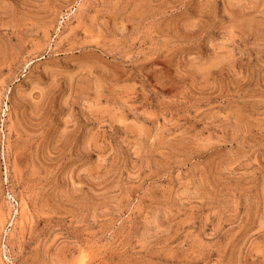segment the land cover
<instances>
[{
	"label": "rangeland",
	"instance_id": "obj_1",
	"mask_svg": "<svg viewBox=\"0 0 264 264\" xmlns=\"http://www.w3.org/2000/svg\"><path fill=\"white\" fill-rule=\"evenodd\" d=\"M0 264H264V0H0Z\"/></svg>",
	"mask_w": 264,
	"mask_h": 264
}]
</instances>
